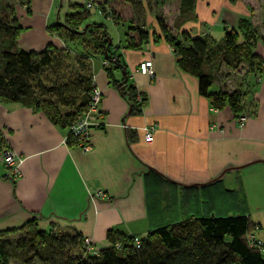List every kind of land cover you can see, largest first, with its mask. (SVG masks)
Instances as JSON below:
<instances>
[{
  "label": "crops",
  "instance_id": "0c3cea01",
  "mask_svg": "<svg viewBox=\"0 0 264 264\" xmlns=\"http://www.w3.org/2000/svg\"><path fill=\"white\" fill-rule=\"evenodd\" d=\"M27 1L28 9L18 5L13 15L20 27L14 49L61 47L63 41L47 25L62 19V0ZM179 4L175 0L172 15L138 12L133 25L148 33L139 48L123 47L124 38L109 48L124 65V78L121 71L116 78L144 96L139 113L128 114L129 105L106 78L101 58H89L100 91V116L90 127L87 151L67 143V129L33 106L0 99V148L21 158L15 179L0 163V230L33 220L41 230L77 232L98 249L108 229L140 237L190 217L244 215L259 230L252 236L264 249V9L258 0H192L182 9ZM252 7L259 13L254 48L259 70H229L220 64L217 75L219 69L226 73L222 78L212 73L214 88L209 90H240L239 113L245 121L239 127L227 104L211 107L199 94L196 77L178 67L156 17L174 36L186 32L219 43L223 29L249 18ZM120 24L124 33L131 25ZM145 59L151 60V77L136 70ZM233 73L240 75L236 85ZM145 125L152 127L149 142L140 129ZM98 191L103 196H96Z\"/></svg>",
  "mask_w": 264,
  "mask_h": 264
},
{
  "label": "trees",
  "instance_id": "16d2710c",
  "mask_svg": "<svg viewBox=\"0 0 264 264\" xmlns=\"http://www.w3.org/2000/svg\"><path fill=\"white\" fill-rule=\"evenodd\" d=\"M179 1L181 9L189 8L192 2ZM137 2L139 0H104L97 4L101 13L113 22L131 23L124 33L125 48H139L148 37L140 26L133 25L137 15L133 4ZM25 5L27 10V0ZM69 9L61 20L47 25V31L66 43L74 44L75 49L80 46L79 42L89 45L79 49L77 69L62 71L59 75L56 70L61 69L62 59L66 58L69 50L66 43L63 42L61 47L47 44L38 51L14 49L12 45L20 27L13 15L10 20L0 17V36L5 38L0 48V99L33 106L51 123L67 128L88 106L93 87L88 60L98 56L107 59L108 64L102 66L106 78L127 101L128 114L139 113L144 96L139 94L137 100L135 89L116 78L118 71L123 74L120 78H124V65L109 50L111 41L104 24L87 23L89 11L84 4L72 2ZM258 22V8L252 7L249 18H239L235 28H224L221 42L216 43L210 37L190 36L186 32L174 36L163 19L156 17L160 32L177 55L178 67L196 77L199 94L213 108L227 104L237 116L244 114L239 113L240 90L209 91V87L213 71L220 64L229 70L242 67L245 72L259 70L261 59L254 52L259 41L256 33ZM178 25V19L173 21L175 28ZM213 58L217 59L215 65H208ZM66 139L67 143H74L69 136ZM255 228L244 215L190 217L158 226L138 237L137 243L134 242L135 235L108 229L105 245L91 254L85 252L83 237L79 233L41 230L33 220H28L16 229L0 230V264H10L9 257L22 264L34 261L37 264H264L262 245L256 240L250 243L247 239ZM16 231H22L23 235L10 246L5 236Z\"/></svg>",
  "mask_w": 264,
  "mask_h": 264
},
{
  "label": "rangeland",
  "instance_id": "374dc122",
  "mask_svg": "<svg viewBox=\"0 0 264 264\" xmlns=\"http://www.w3.org/2000/svg\"><path fill=\"white\" fill-rule=\"evenodd\" d=\"M89 1L93 5L91 7H87L89 11V15L87 17L86 22L87 23H103L107 32V35L111 41V44L114 45L117 43V41H120L124 38V30L121 24H114L112 20H110L107 16L103 15L100 11L99 6L97 5L99 2H102L104 0H62V5L59 10V16L62 17L64 13H67L70 11L69 9V3H79L84 4L86 7V2ZM259 3L262 5V9H264V0H258ZM26 0H0V17H3L5 19L10 20L12 18V15H14L15 8L18 5L25 4ZM139 3V4H138ZM138 4V5H137ZM175 9V0H139V2L133 4V10L138 14L140 13H150L162 11L165 15H172L173 11ZM264 19V18H263ZM64 43H66L64 40H62ZM79 42V41H78ZM5 43V38L0 36V48L3 47ZM69 50L67 51L66 58L62 59L61 63V69L56 70V74H60L62 71H75L77 69V53H79V49L85 47L87 44L86 42H79L80 46H78L76 49L74 48V44L66 43ZM80 47V48H79ZM12 48L13 45H12ZM94 59H98V56H95ZM220 68V67H219ZM243 70H245L244 67H242ZM220 72V75L216 73V70L213 71L214 75L222 78L221 75L226 73L224 70H217ZM238 73H241V71H237ZM69 73V72H68ZM221 76V77H220ZM240 75H235V73L232 74L231 80L235 83L239 80ZM214 85L209 87V90H213ZM258 229L253 230L252 232L254 235L258 232ZM23 232L22 231H16L12 234H8L5 236V241L8 245L13 246L14 242L17 238L22 237ZM255 239V238H254ZM8 261L10 264H22L14 257H9ZM32 264H37L35 261Z\"/></svg>",
  "mask_w": 264,
  "mask_h": 264
},
{
  "label": "built area",
  "instance_id": "2783aa9c",
  "mask_svg": "<svg viewBox=\"0 0 264 264\" xmlns=\"http://www.w3.org/2000/svg\"><path fill=\"white\" fill-rule=\"evenodd\" d=\"M93 4L89 1L86 2V7H91ZM108 64L107 59H101V66H106ZM136 70L139 73L146 74L149 77L153 76V69L150 59H145L140 61L136 65ZM93 82V81H92ZM100 98V91L94 86L89 93V103L85 111L80 112L74 118L70 125H68L66 137H70L74 144H76L80 150L87 151L90 149V127L98 123V118L100 116L97 104ZM139 95H136V99L139 100ZM237 125L240 127L245 121V115L239 114L236 117ZM143 140L149 142L152 135L151 126H142L141 128ZM65 137V141L67 140ZM21 158L11 149H8L6 146L0 148V163L7 170V175L10 179H15L18 174V167ZM96 196H103V194L98 191L95 193ZM51 231H55L52 227ZM250 243L255 241L252 235L247 237ZM134 242H138V237H134ZM82 243L85 252L95 254L96 250L90 242V239L87 237L82 238Z\"/></svg>",
  "mask_w": 264,
  "mask_h": 264
}]
</instances>
